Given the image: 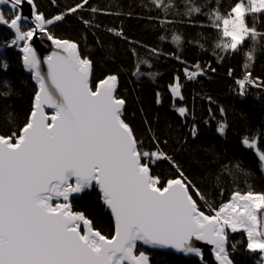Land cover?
I'll return each instance as SVG.
<instances>
[{
	"label": "snow or ice",
	"instance_id": "1",
	"mask_svg": "<svg viewBox=\"0 0 264 264\" xmlns=\"http://www.w3.org/2000/svg\"><path fill=\"white\" fill-rule=\"evenodd\" d=\"M48 4L0 0V264H264V0ZM107 16L121 24L106 26ZM70 17L82 25L75 38L60 34ZM123 19L143 20L152 42L133 40ZM99 32L128 45L129 63L100 68L116 53ZM161 61L173 71L154 102L174 119L145 115L141 127L122 80L132 91L158 84ZM14 65L31 83L23 111ZM214 65L229 94L259 113L255 122L241 113L231 154L229 108L194 87ZM210 127L215 143L198 144Z\"/></svg>",
	"mask_w": 264,
	"mask_h": 264
},
{
	"label": "trees",
	"instance_id": "2",
	"mask_svg": "<svg viewBox=\"0 0 264 264\" xmlns=\"http://www.w3.org/2000/svg\"><path fill=\"white\" fill-rule=\"evenodd\" d=\"M74 0H60L61 6L73 3ZM101 4H111L114 7L119 6L122 10H127L124 6L131 5L133 3L139 5L140 0H98ZM42 10L53 11L49 7L48 0H39ZM103 23L106 26H119L121 24V18L115 16L102 17ZM123 27L127 35H129L133 40H141L146 43H151L153 40V33L148 30V25L143 20H128L123 19ZM82 25H80L74 18H69V23L62 26L60 29V34L65 36H70L72 38L77 37L80 34ZM101 39H103L107 45H109L114 52L116 57L114 60H108V62L101 63L100 68L104 71L109 69H115L120 66L122 63H129V57L125 54L126 48L128 45L124 44L121 40L112 37L111 35H105L103 32L97 33ZM89 47L86 49L87 52L96 56L100 59V54L97 50V47L94 46L92 37L89 35L88 38ZM188 58L191 59H200L201 55L198 51H190L188 53ZM206 60H211L210 56L202 57ZM233 65L236 64L235 61L231 62ZM218 67V72L212 76V79H205L201 85H195V91L202 94L211 95L215 100L220 104L229 108L228 121L231 124V129L227 140L224 142L227 146L229 153L238 151L239 149V137L245 131V117L241 116V113H247L248 118L255 122L259 118V113L256 109V105L249 100L246 103H240L235 97L229 94V85L230 80L225 75V68ZM157 69L160 72L158 77L159 83L154 84L150 81H145L141 86L136 90L132 91L130 86L125 87V82L122 80V88L124 89L123 94L128 98V113L129 118L132 119L137 125L143 127V118L146 115L149 119L155 120L157 114H159L161 121L173 120V115L169 112V106L166 103L163 107L158 108L155 104L154 93L159 88L161 91L164 90L165 85L169 82L170 73L173 71L172 65L169 62L161 61L157 65ZM257 74H264V62L258 63L256 68ZM13 77L19 81H22L25 85L24 99L18 105L21 111L28 107V96L31 91V83L27 81V74L21 72L18 67L14 65L13 67ZM193 86H189L186 91V95L189 97V104L191 106L192 100L191 97L195 95L192 91ZM196 111L198 115L203 116L207 110L208 104L205 101H202L200 97H196L195 100ZM143 108V113L141 112ZM216 141L215 133L212 128L204 129L202 132V139L198 144L202 145H212ZM195 172V170H194ZM257 191L264 190V184H258L256 187ZM101 227L106 231L110 230V220L105 218L102 222Z\"/></svg>",
	"mask_w": 264,
	"mask_h": 264
},
{
	"label": "water",
	"instance_id": "3",
	"mask_svg": "<svg viewBox=\"0 0 264 264\" xmlns=\"http://www.w3.org/2000/svg\"><path fill=\"white\" fill-rule=\"evenodd\" d=\"M44 54H47V50L45 49V52H44ZM50 111V110H49Z\"/></svg>",
	"mask_w": 264,
	"mask_h": 264
}]
</instances>
